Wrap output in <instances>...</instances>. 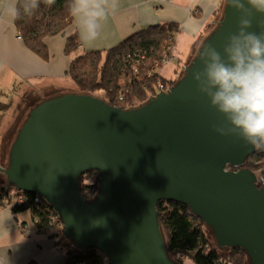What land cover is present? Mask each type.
<instances>
[{"label":"water","instance_id":"1","mask_svg":"<svg viewBox=\"0 0 264 264\" xmlns=\"http://www.w3.org/2000/svg\"><path fill=\"white\" fill-rule=\"evenodd\" d=\"M239 15L223 5L176 83L137 107L122 109L87 92L34 105L0 167L6 186L41 197L62 234L78 248L99 250L108 264H179L166 248L160 200L185 204L218 247L242 248L250 264H264V168L244 167L254 148L212 130L223 117L192 79L201 46L219 50ZM261 19L256 14L250 30L260 31ZM92 169L99 188L87 200L79 177Z\"/></svg>","mask_w":264,"mask_h":264},{"label":"trees","instance_id":"2","mask_svg":"<svg viewBox=\"0 0 264 264\" xmlns=\"http://www.w3.org/2000/svg\"><path fill=\"white\" fill-rule=\"evenodd\" d=\"M70 4L71 0H56L49 7L41 0L40 7L32 15H23L15 21L18 35L30 51L44 59L48 57L45 39L63 33L69 27L73 17L69 11ZM177 32L178 26L174 24L152 25L133 33L109 49L79 54H76L79 45L77 34L69 33L65 36V51L74 56L70 60L67 74L81 92L100 91L102 99L109 104L122 109L137 107L157 93L159 83L165 88L176 83L177 79H166L158 70L165 56H171ZM8 107L4 103V111ZM243 166L259 172L264 168V151L254 149ZM2 174L0 205L20 193L23 201L11 203V210L29 211L37 230L55 228V233L59 234L58 225L61 222L55 217L53 209L43 201H35L34 194L10 187L13 189L12 194L6 187L5 174ZM98 185V172L93 169L79 177V189L87 200L93 199ZM156 209L168 254L177 263L183 264L182 257H188L194 264H230L231 261L241 260L250 264L242 248H221L214 244L210 228L193 215L185 204L160 200ZM70 243V246L65 247L63 264H108L107 258L99 250L78 248ZM33 263L28 261L25 264Z\"/></svg>","mask_w":264,"mask_h":264},{"label":"crops","instance_id":"3","mask_svg":"<svg viewBox=\"0 0 264 264\" xmlns=\"http://www.w3.org/2000/svg\"><path fill=\"white\" fill-rule=\"evenodd\" d=\"M224 0H119V6L112 10L103 22L99 39L91 46H85L80 39L76 21L65 32L45 39L48 50L46 59L30 51L18 37L15 22L0 18V165L15 133L23 120L15 122L14 130L7 144L4 136V117L16 100L12 95L34 98L27 108L30 110L40 101L69 91L67 70L72 53L65 51V36L75 32L79 45L76 54L84 51L109 49L128 36L157 24L178 26L171 56H195L203 40L216 28L222 15ZM210 27L207 34L203 31ZM177 58V57H176ZM65 64L68 65L65 68ZM178 64V63H177ZM73 80V79H72ZM74 81V80H73ZM4 103L9 107L4 111ZM12 124V125H13ZM5 147V152H4ZM3 172H0L3 180ZM10 201L0 205V213L7 214L10 208L12 218L6 221L7 231L0 229V245L12 244L8 250L12 264H63L65 246L55 228L45 231L36 229L29 211L13 212ZM70 243V241H69Z\"/></svg>","mask_w":264,"mask_h":264},{"label":"clouds","instance_id":"4","mask_svg":"<svg viewBox=\"0 0 264 264\" xmlns=\"http://www.w3.org/2000/svg\"><path fill=\"white\" fill-rule=\"evenodd\" d=\"M55 2L44 0L49 7ZM40 3L0 0V18L15 22L23 15H32ZM224 5L240 14L237 30L226 36L219 50L211 44L201 46L197 54L200 67L193 70L192 79L197 91L223 117L211 125L212 130L220 136L238 137L255 150L264 151V19L258 22L260 31L250 30L253 17L264 16V0H224ZM118 6L119 0H71L69 11L85 46L99 39L103 22ZM11 218L10 208L7 214L0 213V229L7 231L6 221ZM11 247L0 245V264H12L8 251Z\"/></svg>","mask_w":264,"mask_h":264},{"label":"rangeland","instance_id":"5","mask_svg":"<svg viewBox=\"0 0 264 264\" xmlns=\"http://www.w3.org/2000/svg\"><path fill=\"white\" fill-rule=\"evenodd\" d=\"M210 30V27H208L207 29H205L203 31V34H207V32ZM19 39H21L18 35ZM177 43L175 42V45ZM200 45L198 44V47ZM174 51L172 50L171 51V55ZM197 53V52H196ZM128 56V55H127ZM177 57V58H176ZM179 60H178V56H165L164 60L162 61V66L159 68L158 72L159 74L166 78V79H174V80H178L181 75L183 74V70H184V67L190 63V61L193 59V57L195 56H179ZM178 63V64H177ZM161 82V81H159ZM161 84V83H159ZM68 89L69 91H77V92H81L79 87L77 86V84L75 83V81H73L72 79H69V83H68ZM93 95L99 97L102 99V93L100 91H94V92H91ZM12 98L15 101L13 107L11 108V110L6 114V116L4 117V136H6L5 138V144L8 143V139L10 138L11 134H12V131L14 130V124L15 122H18L20 120H23L24 117L27 116V113L29 112V109L27 108V106L29 107L30 104L32 103L31 101L34 99V98H31L30 96H27L25 95V91H23L22 94H19V96H14L12 95ZM13 124V125H12ZM8 150H9V145H8V148L6 150L7 154H8ZM4 152H5V147H4ZM4 163L7 164L8 163V160H7V155L4 156ZM1 175V174H0ZM2 176V175H1ZM0 176V178H2ZM4 184V183H3ZM10 192L13 194V189L6 186ZM20 193H18L16 196L12 197L11 199H9L10 203H13V202H19L17 196L19 195ZM22 201V200H21ZM58 232H59V237H60V240L62 241V244L66 247V246H70L71 243H69V239L66 238L63 234H62V228H61V225H58ZM56 230V229H55ZM54 230V232H55ZM57 233V232H56ZM212 238V237H211ZM210 239V238H209ZM213 239V238H212ZM214 240V244L217 245V243L215 242V239ZM210 241H212L210 239ZM71 242V241H70ZM222 253H224L222 251ZM182 262L183 264H194V262L188 258V257H182ZM230 264H246V261L245 260H241L240 262H237V261H231L229 262ZM35 264V263H33Z\"/></svg>","mask_w":264,"mask_h":264},{"label":"built area","instance_id":"6","mask_svg":"<svg viewBox=\"0 0 264 264\" xmlns=\"http://www.w3.org/2000/svg\"><path fill=\"white\" fill-rule=\"evenodd\" d=\"M168 88H169V87H168ZM168 88H165V87L163 86V84H159V86H158V91H161V90H167ZM17 198H18L19 202H22V201H23V196H22L21 194H19V195L17 196ZM21 200H22V201H21ZM34 200L37 201V202H39V201H43V202H45L41 197H39V196H37V195H35ZM45 203H46V202H45ZM53 212H54L55 217L58 219V216L56 215V213H55L54 210H53ZM58 220H59V219H58Z\"/></svg>","mask_w":264,"mask_h":264},{"label":"bare ground","instance_id":"7","mask_svg":"<svg viewBox=\"0 0 264 264\" xmlns=\"http://www.w3.org/2000/svg\"><path fill=\"white\" fill-rule=\"evenodd\" d=\"M6 155H8V154H6ZM6 155H5V156H6ZM6 165H7V164H6ZM0 167H2V165H0ZM3 167H4V166H3ZM0 171H1V170H0ZM60 222H61V221H60ZM59 225H60V224H59ZM61 228H62V223H61Z\"/></svg>","mask_w":264,"mask_h":264}]
</instances>
